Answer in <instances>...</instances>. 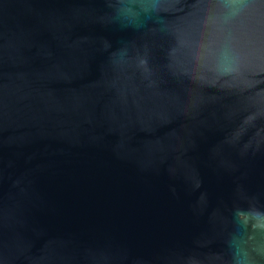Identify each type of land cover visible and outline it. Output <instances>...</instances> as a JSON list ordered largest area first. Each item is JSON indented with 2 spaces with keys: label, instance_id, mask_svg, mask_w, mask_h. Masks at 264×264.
I'll use <instances>...</instances> for the list:
<instances>
[{
  "label": "water",
  "instance_id": "1",
  "mask_svg": "<svg viewBox=\"0 0 264 264\" xmlns=\"http://www.w3.org/2000/svg\"><path fill=\"white\" fill-rule=\"evenodd\" d=\"M0 264H264V0H0Z\"/></svg>",
  "mask_w": 264,
  "mask_h": 264
}]
</instances>
